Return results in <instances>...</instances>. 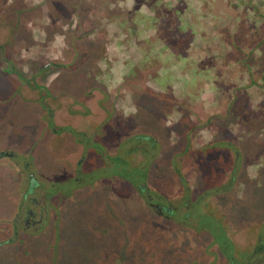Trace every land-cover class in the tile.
Instances as JSON below:
<instances>
[{
	"label": "rangeland",
	"instance_id": "rangeland-1",
	"mask_svg": "<svg viewBox=\"0 0 264 264\" xmlns=\"http://www.w3.org/2000/svg\"><path fill=\"white\" fill-rule=\"evenodd\" d=\"M56 2L0 0V153L32 158L38 172L48 156L36 195L72 192L87 172L93 198L64 210L68 229L56 234L68 203L52 200L46 223L10 247L0 176V264H244L250 254L264 264V0H68L62 25ZM134 12L152 27H136ZM140 182L172 206L170 219Z\"/></svg>",
	"mask_w": 264,
	"mask_h": 264
},
{
	"label": "flooded vegetation",
	"instance_id": "flooded-vegetation-1",
	"mask_svg": "<svg viewBox=\"0 0 264 264\" xmlns=\"http://www.w3.org/2000/svg\"><path fill=\"white\" fill-rule=\"evenodd\" d=\"M48 111V109H47ZM53 122L51 120V118L48 120V127L49 129L53 130ZM91 138V137H90ZM92 140V139H91ZM80 142V141H79ZM85 142V141H84ZM82 144V142H80ZM115 152V151H114ZM85 154H83L82 160L77 164V169H76V175H80L81 172H83V168H82V162L83 160H85V158L88 155V149L85 148L84 152ZM107 153V152H106ZM127 153V152H126ZM13 153L11 152H1L0 153V157H4V158H8L10 159L12 157ZM119 158V162L122 160V157H118ZM30 162H28L26 159H24L22 161V163H18L15 165L17 166L18 170H19V174L22 178V182L25 183L26 185V189L24 190V196H23V202L20 203V205L17 208V212L15 213V216L13 218V226H12V231L14 233V237L13 240H16L17 236H18V231L21 229H34L35 231H37L38 227H42L43 224L46 223V219L48 216V210H49V206L52 203V198H53V194L52 192H47V193H40L39 195H36V190L38 189V187H35L37 185H39V180L38 177L40 179V173L35 170L33 167L34 163L32 158H29ZM22 165V166H20ZM38 176V177H37ZM85 177L86 174H81L80 178H74V180L78 183H85ZM24 178V179H23ZM68 179V178H67ZM135 189L138 190V192L140 193V196L143 198L144 202L147 203V205L150 208H153V211L156 213L157 216L164 218V219H170L171 218V210L173 209L172 206L170 204L168 205H159L158 203H155L153 201V197L149 194L148 189L146 188V186H143L140 183H131ZM24 185V184H23ZM24 185V186H25ZM35 196H39V197H35ZM190 205H188L187 208H189ZM35 232H33L32 234H34ZM259 249V248H258ZM250 254L249 257L245 258L247 259V263L244 264H259L257 261L252 260ZM252 261V262H251ZM235 262V261H234ZM233 262V263H234ZM242 262L238 263L235 262V264H241Z\"/></svg>",
	"mask_w": 264,
	"mask_h": 264
},
{
	"label": "crops",
	"instance_id": "crops-1",
	"mask_svg": "<svg viewBox=\"0 0 264 264\" xmlns=\"http://www.w3.org/2000/svg\"><path fill=\"white\" fill-rule=\"evenodd\" d=\"M56 8L58 10L59 6L56 7ZM34 11L35 10H33V12ZM48 13H49L48 7L42 9V14L43 15H47ZM34 14H36V11H35V13H33V16H34ZM32 18H34V17H32ZM34 20L35 19H30L31 22L29 23V26H28L30 29H32L33 32L36 31L35 29L40 30V28H41L40 26L46 27V25H44V24H38L37 25L36 22H34ZM19 24H23V22H20ZM56 24L57 25L58 24L62 25V22L58 21V19H56ZM41 29L43 30V28H41ZM58 36H60V35H57L55 37L56 42L61 41V43L63 42L64 45H65L64 37L59 38ZM34 39H35V37H34ZM37 41H40L42 43L45 42V40H43V39H38ZM51 43H52V41L48 42L47 45L48 44L50 45ZM54 59H55V61H57L59 58H54ZM58 61H63V60H58ZM68 143H69V145H75V142L73 140H71ZM77 144L79 146L81 145V143L79 141H77ZM60 146L61 145H59V147ZM51 151H53V150H51ZM83 152H84V147L83 148L81 147L79 151H76L75 153L77 154V158H80L84 154ZM53 153H54V151H53ZM53 156H54L55 160L58 162V159L56 158V154L55 153L53 154ZM39 158H41V160L39 161V164H38L40 166V169H41V171L39 173H40L41 177L45 178V177H47L49 175L48 174L49 172L46 171V173H45L44 169L47 166H46V162L43 163V159L46 158V161H47L48 156L47 155H45L44 157L43 156H39ZM49 162H50V167H51V162L52 161H49ZM15 163L9 164V163H7L5 161V159L3 157L0 158V176H1L2 181H3V185L2 186H3V188L6 191L7 199L10 201V205L8 206V209H9L8 213L9 214L7 215L8 217H6V219H5L7 222H10L11 220H13V218L15 216V213L17 212L18 206L20 205L21 202L24 201L23 200L24 199L23 198V196H24V191H23L24 185H23V182H22V178H21V176L19 174V170H18L17 166L15 165ZM16 164H18V163H16ZM59 166L60 165L58 163V167L56 168L57 170H58ZM69 169H70L69 171H71V172L69 173L68 170L66 171V169H65V174H67V175L75 174V172H73L75 170L72 169V167H69ZM61 170H63V169L61 168ZM84 173L87 174V172H84ZM68 179H69V177H68ZM70 179H73V178H70ZM74 182H75L76 187L73 189L72 192H70V191H67V192H56V193L53 194L54 196H53L52 199L53 200L55 199L56 202H60V204H62V206L64 205L65 202L68 203V204L65 205V208L64 207L62 208V213H60L61 214V218L59 220L60 225L57 226L58 230L55 231V234L58 233L59 231L64 230L65 229L64 227H66V226H64V224L62 222L63 216H64V213H63L64 210H66V212L68 213L69 211L74 210V205L79 206L82 201H85V202L87 201V203H88V201H92L93 196L90 193V191L88 190V188L91 185L90 184L87 185V183L78 184L75 180H74ZM82 191H84L85 194H82L83 193ZM72 199H76V201H75L76 203L73 202ZM66 229H68V226L66 227ZM13 241H14L13 239L8 240L7 241V244H9L8 246H10V245L12 246L13 245V243H12ZM6 250H8V248Z\"/></svg>",
	"mask_w": 264,
	"mask_h": 264
},
{
	"label": "trees",
	"instance_id": "trees-1",
	"mask_svg": "<svg viewBox=\"0 0 264 264\" xmlns=\"http://www.w3.org/2000/svg\"><path fill=\"white\" fill-rule=\"evenodd\" d=\"M67 1L68 0H59V2H56V4H51L50 6H49V8H50V10L51 11H53L54 13H56L57 14V16H56V18L59 20V21H61V19L63 18V15H64V7L66 6V3H67ZM149 4V6H150V2L148 3ZM59 6V8H58V10H57V8L56 7H58ZM151 10H153L154 8L153 7H151L150 8ZM34 10V9H33ZM60 10L62 11V12H60ZM22 10H18V11H15V15H18L20 12H21ZM21 14V13H20ZM134 14V16H133V19H132V21H133V23L135 24V26L136 27H139V26H143L144 28H146V29H150L151 27H152V21L154 20L153 18H148L147 16H145L144 14H142V13H137V12H134L133 13ZM62 16V17H61ZM119 19V20H118ZM19 21V20H18ZM111 21H113L117 26H119L120 28H124L125 26H126V28H127V25H128V22L126 21V17H124V19H122V20H120V18H118V17H113V18H111ZM17 22V21H16ZM11 21L9 22V24L11 25ZM0 25H2V22H1V20H0ZM153 28H155V26L153 27ZM7 29V31L9 32V34L10 35H8V38H6V40H8V41H11L12 40V38L14 37L13 35H14V32H15V26L14 25H12V27H7L6 28ZM81 36H78L77 38H75L74 39V37H72V39H74L73 41H79V39H81L80 38ZM83 37V36H82ZM8 41H7V43H8ZM154 41V40H153ZM155 42H157V40L155 41ZM2 44H6V42L5 43H1L0 42V45H2ZM153 44H154V42H153ZM163 47H165V46H163ZM163 49V48H162ZM202 81V79H201V73H198V76H197V78H196V80L195 81H192V83L193 82H195V85L196 84H199L200 85V83H202L201 82ZM33 82V80L32 81H28V85H30V84H33L32 83ZM252 83H254L253 82V80H252ZM261 83H263L264 84V78L263 79H261ZM200 88V86H197V87H194V89L195 88ZM232 106H233V108L235 109H232ZM239 107H240V104H239V101L238 100H233L231 103H230V111L231 112H233L232 114H237L238 115V113H240V111H239ZM229 110V109H228ZM219 119L221 118V119H226V118H228L229 116H230V113H227L226 112V114L225 115H222V114H218V115H216ZM212 120V121H211ZM211 120L209 119V120H207L208 122H213V119L211 118ZM141 138H143L142 136H141ZM212 145V144H211ZM229 145V144H228ZM228 145H225V146H228ZM229 147H231V146H229ZM232 150H235V148L234 147H232ZM239 157H237V155H235V159H238ZM205 220V219H204ZM201 221V220H200ZM215 221V220H214ZM216 222V221H215ZM203 223V222H202ZM211 231H214L215 230V232H217L216 231V229H214V227H212L211 229H210ZM215 238V240L217 241V240H219V238H218V236L217 237H214ZM223 240V239H222ZM222 240L220 239L219 241H221L222 242ZM218 242V241H217ZM229 258H230V256H229ZM231 259V258H230ZM232 262V261H231ZM230 264H235V262L234 263H230Z\"/></svg>",
	"mask_w": 264,
	"mask_h": 264
}]
</instances>
